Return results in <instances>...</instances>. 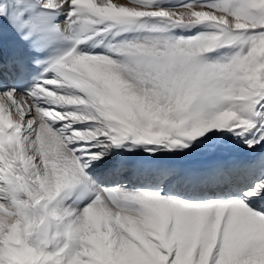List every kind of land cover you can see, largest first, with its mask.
Here are the masks:
<instances>
[{"label":"snow or ice","instance_id":"1","mask_svg":"<svg viewBox=\"0 0 264 264\" xmlns=\"http://www.w3.org/2000/svg\"><path fill=\"white\" fill-rule=\"evenodd\" d=\"M0 264H264V0H0Z\"/></svg>","mask_w":264,"mask_h":264}]
</instances>
